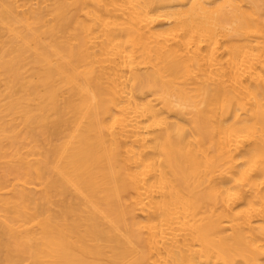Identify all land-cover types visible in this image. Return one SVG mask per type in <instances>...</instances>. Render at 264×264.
I'll return each mask as SVG.
<instances>
[{
  "label": "bare ground",
  "instance_id": "1",
  "mask_svg": "<svg viewBox=\"0 0 264 264\" xmlns=\"http://www.w3.org/2000/svg\"><path fill=\"white\" fill-rule=\"evenodd\" d=\"M0 40V264H264V0H0Z\"/></svg>",
  "mask_w": 264,
  "mask_h": 264
},
{
  "label": "rangeland",
  "instance_id": "2",
  "mask_svg": "<svg viewBox=\"0 0 264 264\" xmlns=\"http://www.w3.org/2000/svg\"><path fill=\"white\" fill-rule=\"evenodd\" d=\"M0 42H1V40H0ZM0 48H1V44H0ZM54 209H55L56 211H59L60 208L57 207V205H55V206H54Z\"/></svg>",
  "mask_w": 264,
  "mask_h": 264
}]
</instances>
